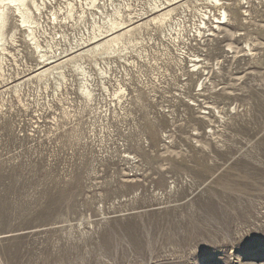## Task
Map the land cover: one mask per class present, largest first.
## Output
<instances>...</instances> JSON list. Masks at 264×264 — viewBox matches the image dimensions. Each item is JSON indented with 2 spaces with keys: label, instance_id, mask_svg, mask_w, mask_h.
I'll list each match as a JSON object with an SVG mask.
<instances>
[{
  "label": "rangeland",
  "instance_id": "rangeland-1",
  "mask_svg": "<svg viewBox=\"0 0 264 264\" xmlns=\"http://www.w3.org/2000/svg\"><path fill=\"white\" fill-rule=\"evenodd\" d=\"M220 1L86 60L91 97L70 67L5 84L37 62L17 31L0 77V264H264V0ZM71 24L48 31L73 38Z\"/></svg>",
  "mask_w": 264,
  "mask_h": 264
},
{
  "label": "bare ground",
  "instance_id": "bare-ground-1",
  "mask_svg": "<svg viewBox=\"0 0 264 264\" xmlns=\"http://www.w3.org/2000/svg\"><path fill=\"white\" fill-rule=\"evenodd\" d=\"M61 1L63 3L58 5L57 11L53 6L54 0H0V77L5 75L6 57L11 55L8 47L16 46L17 31L23 33V40L32 48L37 58L32 70L29 69V72L22 76L17 72L16 79L12 80L14 76H11L5 83H12L23 77V81L11 86L14 92H17L24 82L33 78L61 82L65 79V68L70 67L81 76L79 90L91 97V74L86 69V60L98 65L96 60L98 57L122 52L128 48V44L137 40L135 33L152 25L164 24L177 11L193 3V0H149L147 8L127 12L130 4L126 0ZM222 3L220 0H211L213 6L217 7L220 4L219 10L223 8ZM48 5H52L50 9ZM123 7L127 8V11L124 12ZM59 11H62L61 15L58 14ZM220 13L221 15L215 16L217 27L224 23L221 18H225L226 11L223 9ZM11 17L15 18V23L8 28ZM44 17L47 19V25H43ZM70 22L71 26L84 23L81 33L73 38L67 37L65 33L59 34L54 31L51 34V31H48V25L51 23L54 29L55 26L61 27ZM62 39L66 42L64 46H60ZM99 70L101 74L106 73L104 69ZM119 91L121 92V88Z\"/></svg>",
  "mask_w": 264,
  "mask_h": 264
}]
</instances>
